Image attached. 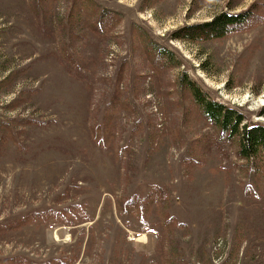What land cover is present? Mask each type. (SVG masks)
<instances>
[{
    "label": "rangeland",
    "instance_id": "1",
    "mask_svg": "<svg viewBox=\"0 0 264 264\" xmlns=\"http://www.w3.org/2000/svg\"><path fill=\"white\" fill-rule=\"evenodd\" d=\"M95 1L122 15L102 36L73 0H0V264H264V155L179 84L264 125V23L203 26L264 0ZM139 30L183 65L155 70Z\"/></svg>",
    "mask_w": 264,
    "mask_h": 264
},
{
    "label": "trees",
    "instance_id": "2",
    "mask_svg": "<svg viewBox=\"0 0 264 264\" xmlns=\"http://www.w3.org/2000/svg\"><path fill=\"white\" fill-rule=\"evenodd\" d=\"M39 1L43 3L56 2V0ZM161 1L144 0L146 5L151 8ZM259 4L261 5L262 3ZM71 7L70 15L74 14L76 21L85 20L84 18H80V15L89 16L88 19L93 16L90 28L91 30H96V33L100 36L115 30L122 22V15L117 10L99 6L95 0H73ZM229 10L222 11L219 15L214 16L211 21L203 25L212 37L219 39L236 33V31L250 30L252 26L264 23V18L258 15L259 13L255 5H251L250 8L236 12L235 14L231 13L233 8L230 7ZM134 27L140 26L135 25ZM134 30L138 31L136 28ZM139 34L142 48H148L149 46L146 52L151 55L150 63L153 64L155 70L163 67L178 68L183 65L174 56L173 52L168 48L158 45L148 32L139 30ZM183 77L179 78V84L189 94L193 104L198 107L201 117L208 125L215 128L220 137L237 143L239 158L250 161L264 155V125L257 123L253 125L249 124L242 110L237 109L235 106L220 103L203 92L190 77L187 75H183ZM116 106L117 104L114 105V107ZM261 114L264 115V108ZM27 221L28 217L22 222L24 224Z\"/></svg>",
    "mask_w": 264,
    "mask_h": 264
}]
</instances>
